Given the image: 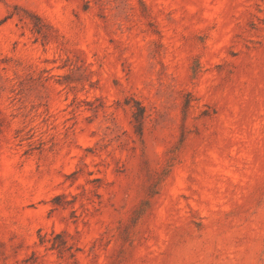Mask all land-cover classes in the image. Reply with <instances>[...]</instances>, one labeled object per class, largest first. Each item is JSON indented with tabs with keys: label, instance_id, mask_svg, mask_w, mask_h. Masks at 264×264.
Instances as JSON below:
<instances>
[{
	"label": "rangeland",
	"instance_id": "rangeland-1",
	"mask_svg": "<svg viewBox=\"0 0 264 264\" xmlns=\"http://www.w3.org/2000/svg\"><path fill=\"white\" fill-rule=\"evenodd\" d=\"M0 264H264V0H0Z\"/></svg>",
	"mask_w": 264,
	"mask_h": 264
},
{
	"label": "trees",
	"instance_id": "trees-1",
	"mask_svg": "<svg viewBox=\"0 0 264 264\" xmlns=\"http://www.w3.org/2000/svg\"><path fill=\"white\" fill-rule=\"evenodd\" d=\"M142 114H143V109L141 108V118H139V123L142 124Z\"/></svg>",
	"mask_w": 264,
	"mask_h": 264
}]
</instances>
